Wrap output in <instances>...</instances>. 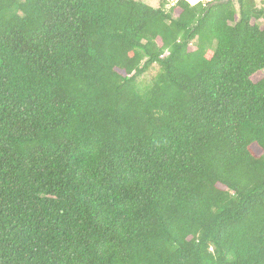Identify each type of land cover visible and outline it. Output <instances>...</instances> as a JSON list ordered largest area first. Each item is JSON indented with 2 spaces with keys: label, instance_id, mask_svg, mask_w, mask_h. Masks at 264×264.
Instances as JSON below:
<instances>
[{
  "label": "trees",
  "instance_id": "1",
  "mask_svg": "<svg viewBox=\"0 0 264 264\" xmlns=\"http://www.w3.org/2000/svg\"><path fill=\"white\" fill-rule=\"evenodd\" d=\"M166 5L0 0V264H264V10Z\"/></svg>",
  "mask_w": 264,
  "mask_h": 264
},
{
  "label": "rangeland",
  "instance_id": "2",
  "mask_svg": "<svg viewBox=\"0 0 264 264\" xmlns=\"http://www.w3.org/2000/svg\"><path fill=\"white\" fill-rule=\"evenodd\" d=\"M135 1H140L143 2L149 6H152L154 8H157L159 3L162 0H135ZM166 1V10H169L170 8L173 7V5L175 4V0H165ZM188 3L190 4H195L199 1L201 2H209V1H213V0H186ZM255 1V5L257 8L264 10V0H254ZM174 15H177V11L174 13ZM253 24H256L258 26H260V28H264V22L262 20L259 21H252ZM192 49V47H191ZM158 71V67L157 66H153L151 67L148 72L146 74H144L143 76H141L138 80V84L139 86L143 87L144 85H147L149 83V81L151 80V78L157 73ZM264 77V71H261L260 73L254 75L251 79L253 82H257L260 79H262ZM253 150L256 152V154L259 153V150L256 147H253Z\"/></svg>",
  "mask_w": 264,
  "mask_h": 264
}]
</instances>
